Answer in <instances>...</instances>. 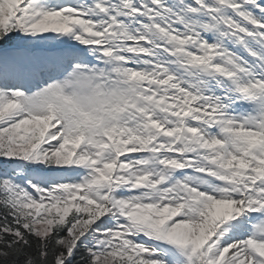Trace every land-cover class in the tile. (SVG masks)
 <instances>
[{"label":"snow or ice","instance_id":"obj_1","mask_svg":"<svg viewBox=\"0 0 264 264\" xmlns=\"http://www.w3.org/2000/svg\"><path fill=\"white\" fill-rule=\"evenodd\" d=\"M0 264H264V0H0Z\"/></svg>","mask_w":264,"mask_h":264}]
</instances>
